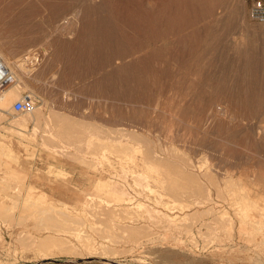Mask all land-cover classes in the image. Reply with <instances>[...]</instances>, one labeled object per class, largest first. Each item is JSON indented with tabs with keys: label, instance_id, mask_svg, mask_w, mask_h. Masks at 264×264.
<instances>
[{
	"label": "rangeland",
	"instance_id": "374dc122",
	"mask_svg": "<svg viewBox=\"0 0 264 264\" xmlns=\"http://www.w3.org/2000/svg\"><path fill=\"white\" fill-rule=\"evenodd\" d=\"M251 5V0H0V46L13 58L29 55L35 62L45 52L40 67L25 68L22 78L8 74L7 85L16 82L8 91L20 90L11 106L31 94L42 117L32 141L20 137L13 122L31 113L11 107L0 122V149L11 146L18 159L12 160L14 175L0 169V264H264L263 231L241 234L237 223L230 234L226 222H214L209 208L186 218L178 208L164 206L175 203L163 189L160 209L178 218L174 224L148 221L147 235L138 243L117 226L114 235L106 233L110 238L98 237L106 249L94 253L79 246L81 254L44 255L26 239L46 235L39 228L54 208L65 210L60 201H81L83 194L70 198L69 192L85 188L89 177L95 181L121 172L122 155L114 152L108 155L111 163L97 162L94 170L74 153L45 148L43 143L51 142L45 121L52 109L73 118L62 130L80 136V145L77 135L57 138L75 142L71 152L83 146L86 127L116 136L123 127L141 133L146 147L166 156L175 148L176 161L191 158L196 170L211 171L220 181L231 175L253 186V196L264 194V23L251 17ZM75 118L81 126L86 122L78 133ZM34 125L28 121L29 131ZM107 130L95 149L105 144ZM128 182L134 189L131 177ZM221 187L225 200L214 187L211 193L227 208L228 193H243ZM42 190L49 199L38 201ZM146 195L156 205L153 194Z\"/></svg>",
	"mask_w": 264,
	"mask_h": 264
},
{
	"label": "bare ground",
	"instance_id": "6f19581e",
	"mask_svg": "<svg viewBox=\"0 0 264 264\" xmlns=\"http://www.w3.org/2000/svg\"><path fill=\"white\" fill-rule=\"evenodd\" d=\"M42 56H45V52L43 49L40 51V57ZM0 57L2 58V61L0 58V62H1L0 65L5 70V72H7V74L10 73L11 77H16V78H22V75L26 71V69L27 70L29 69L30 71L36 69L32 67L33 64H37L38 67H40L41 65L40 57L36 59L37 60L36 62L31 61V59L32 58L34 59L35 57L29 55L23 57V59L21 60L16 59L9 56L5 51V49H3L1 46H0ZM15 83L16 82H12L10 85H7L6 89L0 91V122L6 119L5 114L6 113L9 114L10 109L12 107L11 106L12 100L15 97H17L20 93L19 89L13 90L11 92L8 91L11 87L12 88L16 87ZM27 113H31V114L22 115L19 118L16 117L15 119L14 117L13 119H11L12 121L15 119V121L13 122L16 123L15 128L13 126L12 128L16 129V132L19 135H21L20 137L23 138L27 137L28 139L29 137H31L30 141H32L31 139H35L36 132L39 126H41L39 125V123L42 117V110L40 109V107H38V108H34L33 110H31V112H27ZM49 115L51 118L48 117V119L45 121V126L47 128L50 126L49 128L50 130L49 129L48 130L45 129V130L48 131L49 139L51 140V142L48 141L44 142L43 145L45 146V148L47 149L53 148L54 151L55 150L60 151L61 153H65V154L74 153V155L76 156L75 158H77L76 160L79 159L84 160V163L88 166V169L93 168L94 170L98 169L97 168L98 163L100 164L111 163V160L108 156L109 154H112L114 152L117 153L115 155H118L119 157L121 155L122 156L119 158L121 162V172H117L116 174L114 173L113 175L111 174L109 178L99 177L95 181L89 177V179H87V185L85 188L82 189L79 188L78 192L75 191L69 192L70 198L80 199L79 195L83 194V198L81 201H78V203L74 205L68 204L65 201H60L63 204L61 207L64 208L65 210L62 212L54 208L52 213L48 215L50 216L49 217L50 220L47 223L48 225L47 224L45 225L44 222L43 224L45 226L39 228L40 230L43 231L47 230L45 236H41V235L34 236V234L33 235L30 234L29 237L26 238L28 239V242L31 243V245L33 244L37 245L36 246L37 249H39V251H43L42 253L44 255L61 253V251H63L66 254H70V253L81 254L82 250L77 249L79 246L82 247L81 249H84L89 253H94L98 249L104 250L106 249V244L103 243V241H99L100 239H98V237L100 236L102 237V239L108 238L110 234L108 233L109 235H106V233L110 231L111 232L115 231L116 226L119 227V230H121V232L124 233V234L122 233L123 236L125 235V237L129 238V240L132 239L133 241L138 243L140 242L142 235L144 234L147 235L148 230L146 228L147 226L146 223L148 221H151L157 225H159V223L161 224L162 222L174 224V221L178 218L177 215L173 216V214H169L168 212H164L160 209L161 208L160 205L161 204L163 205V196H164L161 189L165 190L166 191L165 194L168 196V198L172 199V201L175 203L173 206L170 207L169 205H164V206L170 208L171 210L178 208L180 210V213L184 214V217L186 218L190 216L195 217L196 215L203 214L205 212L204 211L202 212V210L209 208L206 210V212H208V210L211 213L212 211H214L215 213L214 216H216L214 218V222H218V223H220L221 221L226 222L227 223L226 225H228V227L230 228V234L232 233V229L235 227L237 223H238L237 225H239L237 227L238 228L237 230H239L240 233L243 231L244 232L250 231V233L252 234L254 230H258L260 232L263 231L264 233V229H263L264 228V194L258 195L256 197L253 196L251 192L252 190H254V187L253 186L251 187L248 182L241 180L235 181L234 178L236 179V177L233 178L231 175L223 176L221 178L222 181H220L219 177L214 173H211V171L203 172L202 170L200 171L196 170L195 165L191 158L180 156L183 159L184 163H181L182 161L181 162L176 161L173 158V157H177L176 154L177 150L175 148L168 151L170 153L169 155L170 157L166 156V154L163 155L161 150L159 151L157 149L151 148L149 147V145H147L146 147L144 145L146 139L141 133L123 127L122 128L118 127L119 129H117L118 130L117 136L111 135L112 133L111 130L109 131L106 129L107 132L109 131V133L103 136L105 140V144L103 143L104 145L100 146L98 149H95L97 144H101L99 140L106 130L105 131L103 130L104 131L103 132L99 128L101 132H103L101 134V132L98 129H96V127L93 128V126L87 125V126H91V128L89 127L87 128L86 125L83 124L86 123L85 120L84 122L83 120H81L82 121L81 124L82 126L85 125L86 129L84 131L82 130L83 131V133H81L82 135L79 134L83 136L82 139L84 140H81L83 142L81 143L83 144V146L79 147L80 136H78L74 132V135H77L75 137L79 139V142H77L79 145H77L78 147L75 146V152H71L70 149L71 147H74L73 144L75 142H70V140L68 141L67 138H65V140H67L66 142L64 138H63L64 141H59V140L61 139V137H64V135L67 136V134H71L69 133V130L68 131H63V130L65 124L69 125V123L72 122L73 118L72 119L70 118L72 116H70L66 112H61L55 109H52ZM30 120H34L35 123L33 132L29 131L28 121ZM74 120L75 121L73 122H75L74 124L76 125L77 119L75 118ZM77 124L78 125L76 126H78V129L76 128L73 129L74 130L76 129L75 131H77L78 133V130L80 129V127L82 128V126L79 125V122ZM8 127L9 126H7V128ZM73 129L71 130L73 131ZM64 132L67 133L63 134ZM12 133L16 134L13 131ZM12 133L10 132V134ZM57 138L60 139L57 140ZM76 138H74L75 141ZM21 140L20 142H22ZM71 140H73V138ZM102 141L103 140H101V142ZM10 147L4 146L0 149V169L5 168V170L7 171V177L8 175L15 174L14 171L15 168L13 170L12 167V160L14 161L17 160L18 162V159L15 156L14 151ZM88 154H90L92 158L84 157V156H88ZM139 154L142 156L139 157ZM50 167L52 168V165ZM57 170L58 172L55 171L56 172L55 175L58 174L59 176L60 175L59 169ZM129 177L132 178L133 184H135L134 189L131 188V186L133 185L130 184V182H128ZM5 180L7 179L5 178ZM16 184H19V182ZM65 184H69V182H65ZM221 186H225V188L229 187L231 190L238 188L242 190L243 193L241 194L239 193L240 194L239 196L235 194V191L232 194L228 193L229 195H231L230 196L231 204L227 208L225 206H222L219 203V201H216L211 193L212 190L211 188L214 187L218 191L217 196L218 197L220 196L223 198V200H225V196L221 194V188H222ZM32 187L36 188L34 185ZM146 192L153 194V196L155 197L154 200L156 202V205L153 206L150 204L149 201L150 198L148 197V195H146ZM48 195L49 194H47L42 190L38 195V201L49 199ZM30 199L31 196L29 193H27L26 200H30ZM50 201L54 203V201L52 200ZM256 211H258V213H256ZM33 213L32 216H35L36 214L33 215ZM41 213L43 214L42 211ZM59 215L65 216L66 220L60 219ZM144 217L146 218L147 221L144 220ZM127 218L128 220L122 221L123 219H127ZM180 225L182 226V224H179V226ZM39 233L41 232L39 231ZM157 233H159V231ZM112 239H110V241ZM253 241H255V239ZM28 242H26V244ZM228 243L230 244V242ZM253 244H255V242ZM254 247H256V245H254ZM111 248L112 247H110V249ZM99 253L101 254L102 252Z\"/></svg>",
	"mask_w": 264,
	"mask_h": 264
},
{
	"label": "built area",
	"instance_id": "2783aa9c",
	"mask_svg": "<svg viewBox=\"0 0 264 264\" xmlns=\"http://www.w3.org/2000/svg\"><path fill=\"white\" fill-rule=\"evenodd\" d=\"M251 17L261 23H264V0H251ZM1 64V62H0ZM8 83V74L0 65V91L5 89ZM34 99L28 93H25L20 99L13 103V111L16 113L29 112L34 109Z\"/></svg>",
	"mask_w": 264,
	"mask_h": 264
}]
</instances>
